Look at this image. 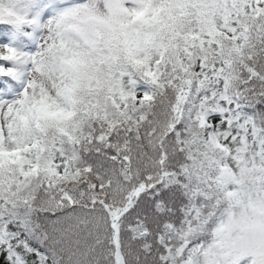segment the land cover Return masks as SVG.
Returning <instances> with one entry per match:
<instances>
[{
	"label": "snow or ice",
	"instance_id": "1",
	"mask_svg": "<svg viewBox=\"0 0 264 264\" xmlns=\"http://www.w3.org/2000/svg\"><path fill=\"white\" fill-rule=\"evenodd\" d=\"M0 264H264V0H0Z\"/></svg>",
	"mask_w": 264,
	"mask_h": 264
}]
</instances>
